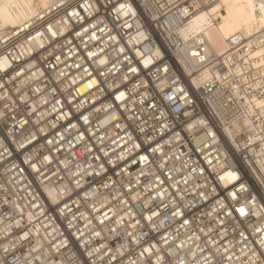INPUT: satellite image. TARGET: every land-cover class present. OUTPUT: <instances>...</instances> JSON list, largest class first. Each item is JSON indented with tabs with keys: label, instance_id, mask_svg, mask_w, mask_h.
I'll return each mask as SVG.
<instances>
[{
	"label": "built area",
	"instance_id": "2783aa9c",
	"mask_svg": "<svg viewBox=\"0 0 264 264\" xmlns=\"http://www.w3.org/2000/svg\"><path fill=\"white\" fill-rule=\"evenodd\" d=\"M214 2L48 0L0 33V264H264L259 75L199 37L196 88L175 56Z\"/></svg>",
	"mask_w": 264,
	"mask_h": 264
},
{
	"label": "bare ground",
	"instance_id": "6f19581e",
	"mask_svg": "<svg viewBox=\"0 0 264 264\" xmlns=\"http://www.w3.org/2000/svg\"><path fill=\"white\" fill-rule=\"evenodd\" d=\"M213 1L215 2L209 11L199 12L188 23L175 28L174 33L178 36V53L175 56L182 64L185 75L191 83L196 88H200L212 75L210 71L199 68L204 66L199 64L201 60L193 58L189 61L180 54L185 53V47L190 41L198 42L199 37H203L215 48L217 54L227 53L225 59L227 65L235 61L232 57H227L229 53L243 46V54L240 55L239 60L256 69L260 81L255 80L248 85V89L243 90L240 96L241 102L251 104L253 114H258L261 110L260 115L264 117V0ZM47 2L48 0H0V33L17 27L33 12V4L39 3L41 6H46ZM209 55L210 51L206 50L205 57ZM245 72V69L241 68L236 74ZM217 79L222 82L219 74ZM242 80L243 84H248L250 78L244 74ZM255 126L250 116H247L242 122L223 124L221 134L237 149L250 150L248 144L238 142L237 136L247 131L255 132ZM261 126L263 123H259L258 128ZM255 143L262 145L264 149V134L257 132L253 135L250 144Z\"/></svg>",
	"mask_w": 264,
	"mask_h": 264
}]
</instances>
